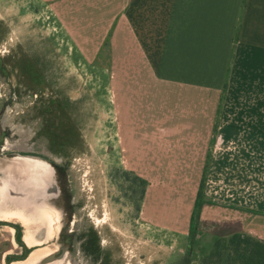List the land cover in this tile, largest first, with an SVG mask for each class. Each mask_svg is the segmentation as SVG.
I'll return each instance as SVG.
<instances>
[{"label":"crops","instance_id":"obj_1","mask_svg":"<svg viewBox=\"0 0 264 264\" xmlns=\"http://www.w3.org/2000/svg\"><path fill=\"white\" fill-rule=\"evenodd\" d=\"M43 1L63 25L77 26L85 56L88 41L100 47L113 26L121 163L147 181L141 204L159 214L154 224L187 234L209 159L201 210L238 218L218 235L264 241V216L247 211L264 209V0Z\"/></svg>","mask_w":264,"mask_h":264},{"label":"rangeland","instance_id":"obj_2","mask_svg":"<svg viewBox=\"0 0 264 264\" xmlns=\"http://www.w3.org/2000/svg\"><path fill=\"white\" fill-rule=\"evenodd\" d=\"M74 27L43 0H0V172L32 174L33 184L42 173L57 195H44L48 227L43 217L27 214L38 212L29 199L42 192L28 187L11 202L9 181L0 177V220L19 227L0 226V264L7 254H22L16 234L29 252L9 264H182L188 237L154 224L159 214L155 220L153 207L143 211L140 188L131 182L136 171L121 163L115 118L123 73L109 57L113 26L100 47L88 41L84 51L92 57L74 41ZM251 209L264 216L263 208ZM219 211L204 206L200 212L199 241L208 248L211 235L234 229L238 219Z\"/></svg>","mask_w":264,"mask_h":264},{"label":"trees","instance_id":"obj_3","mask_svg":"<svg viewBox=\"0 0 264 264\" xmlns=\"http://www.w3.org/2000/svg\"><path fill=\"white\" fill-rule=\"evenodd\" d=\"M206 172L207 163L205 162L189 217L186 234L189 244L182 264H194L193 261H196L193 256L194 253L200 256V264H264V241L248 233L213 234L211 235L212 244L209 248L200 244L199 236L202 235L203 231L199 227V217L201 208L206 202L204 192ZM133 181L140 188L139 200H141L145 193L147 181L132 174L131 182Z\"/></svg>","mask_w":264,"mask_h":264},{"label":"flooded vegetation","instance_id":"obj_4","mask_svg":"<svg viewBox=\"0 0 264 264\" xmlns=\"http://www.w3.org/2000/svg\"><path fill=\"white\" fill-rule=\"evenodd\" d=\"M41 163H46V162L44 160H42ZM38 164H40V163H38ZM35 168L36 167H34V166L32 167V169H31L32 173L34 172ZM9 173H10V175L9 174L7 175L6 172H0V177L4 179V176H5V180L9 181V185L6 188L7 189L6 194H8L10 201L12 202V197H14V196L18 197L19 195H23L24 190H28V187H29V189L31 188L33 190L37 189V191L39 193L42 192V195H40L38 197L33 196V198L29 199V201L31 203L30 206L38 209V212L36 214L27 212V214L30 215L31 218L34 217L36 219L43 217L44 218V219L42 218L43 221L47 222L46 223L47 226L50 227L48 220L46 219V213H45L47 210L46 207L49 204L44 202V198H45L44 195L48 196L49 194H51L54 197L57 196L56 192L54 190L55 188L52 187V185H54V184L51 185L50 183H48V181L46 179V175H43L42 173L38 175L39 178L36 180L37 184H33L32 174L30 176L31 178L27 179L28 175L26 176L25 174H21V172H19L18 169H14L13 171H10ZM20 185H22V186H20ZM22 203L23 204H21V209H25L26 208V202L23 201ZM11 205H12V203H10L9 206H11ZM11 208L14 209L17 207L12 206ZM44 210H45V212H43ZM25 214H26V212H25ZM2 225H9L16 232L19 231V227L17 225H15L14 223H11V222H8L5 220H0V226H2ZM47 229H48V232H50L49 228H47ZM14 240H15L16 244L22 248V254L21 255L15 254V253L7 254L4 264H9L11 261L19 260L20 258L22 259V257L25 256L29 252L28 248L24 245V243L22 241H20V239H17V234L15 235Z\"/></svg>","mask_w":264,"mask_h":264}]
</instances>
